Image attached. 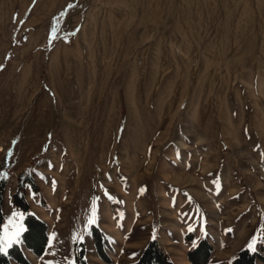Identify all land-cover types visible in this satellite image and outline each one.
<instances>
[{
  "label": "rangeland",
  "instance_id": "rangeland-1",
  "mask_svg": "<svg viewBox=\"0 0 264 264\" xmlns=\"http://www.w3.org/2000/svg\"><path fill=\"white\" fill-rule=\"evenodd\" d=\"M0 182L13 264L264 258V0H0Z\"/></svg>",
  "mask_w": 264,
  "mask_h": 264
},
{
  "label": "trees",
  "instance_id": "trees-1",
  "mask_svg": "<svg viewBox=\"0 0 264 264\" xmlns=\"http://www.w3.org/2000/svg\"><path fill=\"white\" fill-rule=\"evenodd\" d=\"M3 189L4 182H0V233L3 225V214H2V202H3ZM15 203L17 206L22 208L24 211L29 210L28 203L19 193L15 194ZM26 230L23 233L25 243L31 248L37 255L41 256L46 248L47 235H46V224L44 221L36 218L32 214H28L25 218ZM94 237L96 239V245L99 254L108 259L106 252L103 248V234L94 228ZM1 248V243H0ZM212 246L207 240H202L193 250L189 252V259L194 264H205L208 261ZM83 255V254H82ZM11 258L25 263V258L19 253L18 245H13L10 248L9 254H5L0 251V264H11ZM258 259H264L259 252H251L249 249L241 250L237 257L233 259L230 264H258ZM76 264H86L85 260L80 261L77 259ZM128 264H174L170 256L162 249L157 240H152L144 248L139 259L135 262Z\"/></svg>",
  "mask_w": 264,
  "mask_h": 264
},
{
  "label": "crops",
  "instance_id": "crops-1",
  "mask_svg": "<svg viewBox=\"0 0 264 264\" xmlns=\"http://www.w3.org/2000/svg\"><path fill=\"white\" fill-rule=\"evenodd\" d=\"M12 244V243H11ZM13 245H18V242H13V244H12V246ZM210 245L212 246V244L210 243ZM2 246V245H1ZM213 247V246H212ZM191 251V250H190ZM189 251V252H190ZM212 251H213V248H212ZM212 251H211V254H210V258L208 259V261H207V263H205V264H215L217 261H218V257H219V255H214V254H212ZM188 252V253H189ZM170 258H171V260L174 262V260L172 259V256H170ZM12 259V258H11ZM136 259H139L138 257L136 258ZM135 259V260H136ZM216 259V260H215ZM188 260H189V263L191 262L190 261V259H189V254H188ZM175 263V262H174ZM11 264H13V262H12V260H11ZM176 264V263H175ZM227 264H229V262L227 263ZM259 264V263H258Z\"/></svg>",
  "mask_w": 264,
  "mask_h": 264
},
{
  "label": "snow or ice",
  "instance_id": "snow-or-ice-1",
  "mask_svg": "<svg viewBox=\"0 0 264 264\" xmlns=\"http://www.w3.org/2000/svg\"><path fill=\"white\" fill-rule=\"evenodd\" d=\"M22 230L23 229H20V231H22ZM18 235H19V232L14 233V236H18ZM8 243L10 244L11 240H9ZM250 247H251V245H250ZM3 250H5V249L0 248V251H3Z\"/></svg>",
  "mask_w": 264,
  "mask_h": 264
}]
</instances>
